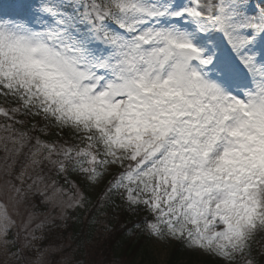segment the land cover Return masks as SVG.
Here are the masks:
<instances>
[{"label": "snow or ice", "instance_id": "obj_1", "mask_svg": "<svg viewBox=\"0 0 264 264\" xmlns=\"http://www.w3.org/2000/svg\"><path fill=\"white\" fill-rule=\"evenodd\" d=\"M117 231L108 264H264V0H0V264Z\"/></svg>", "mask_w": 264, "mask_h": 264}, {"label": "trees", "instance_id": "obj_2", "mask_svg": "<svg viewBox=\"0 0 264 264\" xmlns=\"http://www.w3.org/2000/svg\"><path fill=\"white\" fill-rule=\"evenodd\" d=\"M142 218H143V214H141L139 217L134 216L128 219L131 223L137 219H142ZM176 246H174L175 249L172 255L168 257L170 264H177V262L181 260L182 258L181 256H185L186 254L180 250V246H177L178 248H176ZM130 248H131L130 241L124 237L122 231H117L115 236L111 239L109 247L104 250L102 255L98 254V256H101L103 260L105 259L104 261L105 263H107V261H109V258H112L114 255H120L123 253H127ZM186 255H187L185 256L186 259L192 261L191 253H187ZM201 259H202V262H204V264H210V262L207 260L206 257H203Z\"/></svg>", "mask_w": 264, "mask_h": 264}, {"label": "rangeland", "instance_id": "obj_3", "mask_svg": "<svg viewBox=\"0 0 264 264\" xmlns=\"http://www.w3.org/2000/svg\"><path fill=\"white\" fill-rule=\"evenodd\" d=\"M150 253H151V249H149V248H145V255L147 256V255H150ZM187 256V255H186ZM200 258H202V257H199V256H197V255H195V254H191V259H194L195 261H198V259H200ZM94 259H96V260H103L102 259V257L101 256H96V257H94ZM112 258H109V261L111 260ZM105 260V259H104ZM103 260V261H104ZM109 261H107V263H105V261H104V264H108V262Z\"/></svg>", "mask_w": 264, "mask_h": 264}]
</instances>
